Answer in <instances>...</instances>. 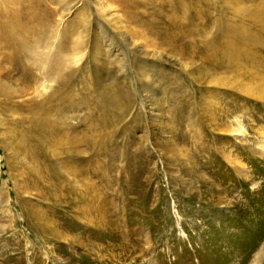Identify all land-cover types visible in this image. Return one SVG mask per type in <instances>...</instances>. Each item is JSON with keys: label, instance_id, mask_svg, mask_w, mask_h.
<instances>
[{"label": "rangeland", "instance_id": "1", "mask_svg": "<svg viewBox=\"0 0 264 264\" xmlns=\"http://www.w3.org/2000/svg\"><path fill=\"white\" fill-rule=\"evenodd\" d=\"M73 16L67 15V21ZM163 20L159 17V24L151 25L139 19L128 25L125 36L133 52L127 47L129 60L139 63L145 51L160 54L149 71L162 109L157 118L160 156L144 141L145 110L136 87L133 94L128 89L130 109L112 118L107 128L100 123L95 93L94 150L78 145L81 158H92V168L82 163L83 172L76 178L57 171L27 131L31 95L10 100L0 94L6 142L2 146L0 137V264H264V156L257 130L264 129V100L194 80L221 71L212 65V50L197 47L198 37L179 40L183 50H178L163 30L157 31ZM151 26L154 33L147 30L145 35L130 29ZM262 47L238 57L236 80L241 87L261 85ZM87 56L76 82L83 87L85 78L90 79L97 92L98 84L108 81V66L96 70ZM213 60L217 64L220 55ZM145 62L152 64V56ZM10 75L16 82L22 77L16 69ZM204 92L213 95L209 113H204ZM15 105L20 110L12 117ZM236 115L246 131L242 143L218 126ZM84 127L81 120L78 129ZM61 134L49 139L59 144L58 151L65 142ZM16 149L20 159H13ZM227 155L240 158V171L228 163ZM171 156L176 157L174 169ZM84 181L94 192L83 190Z\"/></svg>", "mask_w": 264, "mask_h": 264}, {"label": "bare ground", "instance_id": "2", "mask_svg": "<svg viewBox=\"0 0 264 264\" xmlns=\"http://www.w3.org/2000/svg\"><path fill=\"white\" fill-rule=\"evenodd\" d=\"M49 2L57 6L52 7ZM72 12L74 16L67 21L66 16ZM228 15L227 22L225 17ZM157 17L164 19L161 24L165 23L157 31L163 30V35L172 40L178 50H183L179 40L189 38L191 41L194 37H198L200 42L197 47L212 50V65L219 66L221 71L205 72L194 80L242 90L248 96L264 100V77L258 89L249 85L241 87L236 80L238 57L256 47L264 48V0H0V70L3 69L1 73H4L0 76V94L10 100L31 95V126L27 131L45 149L57 171L76 178L83 172L82 163L92 168V158L90 155L81 158L78 145L84 144L90 152L94 150L95 93L99 100L100 123L107 128L112 118L122 116L130 109L132 87L137 88L145 110L144 141L157 156L163 154L158 143L161 139L158 136L160 122L157 120L162 109L149 72L154 62L160 60V54L154 56L145 51L139 63L133 58L129 60L127 47L130 51L131 47L125 37L129 33L128 25L139 19L158 25ZM64 25L68 27L66 32ZM152 28L140 31L134 27L130 29L145 35L147 30L154 33ZM111 32L118 34L123 44L117 43ZM87 55L96 70L108 66L105 73L108 81L98 84L97 92L90 79L85 78L83 87L76 82L79 74H84L80 65ZM150 55L153 62L147 64L145 60L151 58ZM219 55L220 60L215 64L213 58ZM228 62H233V67L228 66ZM129 67H132V72L128 71ZM200 67L205 66L201 64ZM15 69L22 75L19 82L10 75ZM92 81H95L94 78ZM18 83L22 85L18 86ZM204 95V113H209L213 107L209 103L213 95L205 92ZM18 110L20 107L15 105L10 116L13 117ZM2 114L0 137L5 147ZM81 120L85 127L79 130ZM224 123H221L222 127L218 125L224 133H229L235 142H244L246 131L239 115L234 116L232 122L226 119ZM37 128L41 132H37ZM257 130L262 140L258 147L264 156V129ZM59 131L65 142L60 144L58 151L59 144L56 147L49 139ZM175 149L180 151L178 146ZM12 154L13 159H20L18 149ZM6 155L9 157L10 152L7 151ZM170 158L174 169L176 157ZM225 158L228 163H234L235 171L243 167L238 156L227 155ZM244 176L247 178V173ZM83 187L85 192H94L92 185L85 181ZM53 233L57 236L56 232Z\"/></svg>", "mask_w": 264, "mask_h": 264}]
</instances>
